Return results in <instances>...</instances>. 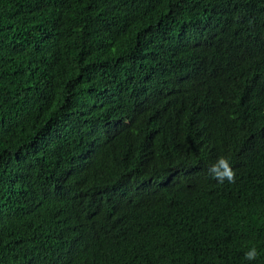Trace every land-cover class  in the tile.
I'll list each match as a JSON object with an SVG mask.
<instances>
[{
  "label": "trees",
  "instance_id": "1",
  "mask_svg": "<svg viewBox=\"0 0 264 264\" xmlns=\"http://www.w3.org/2000/svg\"><path fill=\"white\" fill-rule=\"evenodd\" d=\"M0 264H264V0H0Z\"/></svg>",
  "mask_w": 264,
  "mask_h": 264
},
{
  "label": "clouds",
  "instance_id": "2",
  "mask_svg": "<svg viewBox=\"0 0 264 264\" xmlns=\"http://www.w3.org/2000/svg\"><path fill=\"white\" fill-rule=\"evenodd\" d=\"M210 174L213 178L223 183L225 180L231 182L235 178V172L233 171L231 161L227 157H220L218 162L209 169ZM259 257L258 249L253 246L245 252L244 258L248 262H255Z\"/></svg>",
  "mask_w": 264,
  "mask_h": 264
}]
</instances>
